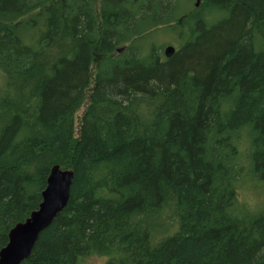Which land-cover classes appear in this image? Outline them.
Listing matches in <instances>:
<instances>
[{"label": "trees", "instance_id": "16d2710c", "mask_svg": "<svg viewBox=\"0 0 264 264\" xmlns=\"http://www.w3.org/2000/svg\"><path fill=\"white\" fill-rule=\"evenodd\" d=\"M197 1L0 0V251L59 166L21 264H264V0Z\"/></svg>", "mask_w": 264, "mask_h": 264}, {"label": "water", "instance_id": "95a60500", "mask_svg": "<svg viewBox=\"0 0 264 264\" xmlns=\"http://www.w3.org/2000/svg\"><path fill=\"white\" fill-rule=\"evenodd\" d=\"M174 53L173 46L165 49L167 58ZM72 181V171L59 166L52 168L42 193V202L25 222L11 229L7 245L0 251V264H21L31 256L41 232L67 207Z\"/></svg>", "mask_w": 264, "mask_h": 264}, {"label": "rangeland", "instance_id": "374dc122", "mask_svg": "<svg viewBox=\"0 0 264 264\" xmlns=\"http://www.w3.org/2000/svg\"><path fill=\"white\" fill-rule=\"evenodd\" d=\"M198 2V1H197ZM198 4V3H197ZM154 39H156L158 42V44H162L164 45V49H166L168 46H173L176 47V43L174 42V40L176 39L175 36H167V35H158L156 37H154ZM1 77V76H0ZM86 106L82 107L76 114V126H75V131H77L78 133V128H79V123L82 117V114L85 110ZM242 200L243 202H246L247 204H249V206L251 208H257L259 206H261V204L264 203V192L262 191H253V190H245L242 193ZM169 221L171 222L172 225V230L176 229V224L171 221V219H169ZM108 260V256L106 255H93L89 258H87L84 262V264H105Z\"/></svg>", "mask_w": 264, "mask_h": 264}, {"label": "bare ground", "instance_id": "6f19581e", "mask_svg": "<svg viewBox=\"0 0 264 264\" xmlns=\"http://www.w3.org/2000/svg\"><path fill=\"white\" fill-rule=\"evenodd\" d=\"M199 2V1H198Z\"/></svg>", "mask_w": 264, "mask_h": 264}]
</instances>
